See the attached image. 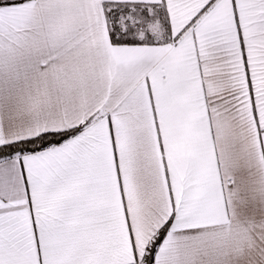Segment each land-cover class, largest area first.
Instances as JSON below:
<instances>
[{"label":"snow or ice","instance_id":"1","mask_svg":"<svg viewBox=\"0 0 264 264\" xmlns=\"http://www.w3.org/2000/svg\"><path fill=\"white\" fill-rule=\"evenodd\" d=\"M0 264H264V0H0Z\"/></svg>","mask_w":264,"mask_h":264}]
</instances>
